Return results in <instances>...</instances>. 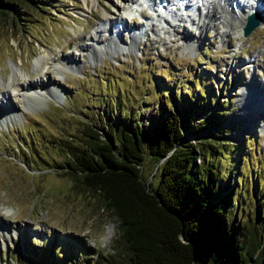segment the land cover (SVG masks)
<instances>
[{"label":"rangeland","instance_id":"obj_1","mask_svg":"<svg viewBox=\"0 0 264 264\" xmlns=\"http://www.w3.org/2000/svg\"><path fill=\"white\" fill-rule=\"evenodd\" d=\"M131 1L97 0L86 9L84 0H16L23 6L17 16L0 14V89L18 77L21 82H35L28 91L40 89L43 97L39 104H28L23 93L12 95L16 109L0 128V224L14 233L0 247V264L124 261L117 218L66 176V169L50 167L56 161L65 165L61 146L70 135L71 142L81 138L84 121L102 133L112 131L121 119L137 121L150 131L161 106L168 104L176 113L187 104L199 107L192 121L214 109L223 112L211 114L220 118L223 128L209 136L226 142L208 143L204 153H213L211 170L221 177L217 190L231 193V220L241 222L243 232H249L246 237L256 229L252 218L245 219L247 214L254 216L261 195L264 207V113L248 127L239 116L251 78L264 86L260 81L264 77L258 76V71L264 72V21L249 12L246 19L252 15L259 25L248 36L236 32L223 42L219 29L207 28L199 45L185 39L188 45L149 12L123 14L122 6H131ZM147 1L153 6L156 0ZM161 5L159 17L166 16L163 11L168 7ZM106 10L123 20L126 15L129 20L124 24L135 30L146 22L141 36L128 37L121 29L116 39L108 32ZM181 16L188 22L186 14ZM182 21L181 33L195 35ZM97 30H105V41L87 40L92 47L82 51L84 36ZM63 53L75 62L60 58ZM48 54L54 58L44 67ZM52 81L61 88L54 90L58 97L48 92ZM155 171L154 162L142 166L143 176L152 182Z\"/></svg>","mask_w":264,"mask_h":264},{"label":"trees","instance_id":"obj_2","mask_svg":"<svg viewBox=\"0 0 264 264\" xmlns=\"http://www.w3.org/2000/svg\"><path fill=\"white\" fill-rule=\"evenodd\" d=\"M21 7L0 0V14L17 16ZM196 110L191 104L177 113L161 106L150 131L121 119L113 132L102 133L87 120L80 139L71 142L70 135L63 142L65 165L56 161L50 168L66 169L117 218L127 256L111 264H264L263 195L254 216L246 215L256 226L247 238L241 222L231 220L230 191L217 190L221 177L211 170L213 153H204L208 143L226 142L209 136L223 128L211 114L223 112H200L202 119L192 121ZM147 161L156 166L155 182L142 174Z\"/></svg>","mask_w":264,"mask_h":264},{"label":"bare ground","instance_id":"obj_3","mask_svg":"<svg viewBox=\"0 0 264 264\" xmlns=\"http://www.w3.org/2000/svg\"><path fill=\"white\" fill-rule=\"evenodd\" d=\"M143 1H145V3H148L147 0H141V2L140 1L134 2L132 0L129 4H132L131 6L140 5ZM200 1L203 4V7L198 6V9H197V7L194 6L195 3L191 2V0H187L188 5L192 4L191 10H195L196 12H198V14H200V17L198 18L199 19L198 23L196 25L195 23H193V26L195 27L192 29L196 31L195 35L189 36L188 34H185L184 31L181 33V31L177 27L171 28L174 30V32H176L177 36L183 37V39L181 40L184 43L186 42V40L188 41L191 40L193 42L199 43L202 40V34H203L202 32L207 28L219 29L221 31L220 36L223 42H225V39L230 40L232 36L236 34V32L242 34V28L246 22V15H248L249 12H256L259 16V19L260 20L262 19V21H264V0H200ZM96 2L97 0H84V6L86 7V9H90L89 4H95ZM160 3H163L167 5L169 8H171L170 13L175 19H178V16L176 12L174 11V9L177 6L182 5L181 0H160V1L156 0L155 2H153V6H152V3L151 4L148 3V4L150 5L151 8L152 7L155 8L159 6ZM131 6L129 7L127 6L126 8H123V9H125L127 14L133 15L132 14L133 11L130 9ZM246 6L249 8V10L245 8ZM243 9L244 11L247 12V14L242 12ZM83 11H86V10H83ZM114 16L108 10H106L105 20H106V23H109L108 32H111L113 35H115L116 39H120L121 29H123L121 28V26L125 27L126 29L128 28L131 31L135 30V29H132L131 26L129 27L128 25L124 24L125 19L123 20L122 18H118ZM153 28H154L153 31H155V27ZM131 31L127 32L128 36L133 35L135 37L136 35L134 34H138V36H141L140 33H132ZM102 32H105V30L104 31L97 30L93 36L91 34L84 36V40L86 39V42L82 40L83 42L81 43V47H80L81 50L87 51L92 47L90 43L87 42V40L94 42V43L97 41L104 42L105 38L102 36ZM186 43L188 44V42ZM52 54H48L47 57L45 56L46 58L42 61V65L44 67L48 66L49 60L54 58V55L52 56ZM60 58H62L63 60L68 59L67 62L69 64L70 62L72 64L75 62V60H73L66 53H63L62 57L60 56ZM41 74H43V70ZM40 77L42 78L44 76L41 75ZM255 82L256 81L253 78H251L249 83L246 85V87H248L247 89L248 94L247 95L243 94V97H244L243 99L244 102L242 104L243 110H242L241 115L239 116L245 122L246 124L245 126L247 127L252 126L253 124L252 122H254L253 121L254 118H257V116L259 118V115L264 113V91L258 92L255 86H252V84H255ZM51 83L53 84L52 86H50L52 87V90L48 89V92L50 94L57 96V93H55L54 90L57 89V91H59V88H60L59 83L58 82L55 83V81H52ZM34 85H35V82L31 80L29 81L25 80V82H21L18 80V77H15L12 83H10L8 86H4L3 90L0 89V102L2 101L1 102L2 105L0 103L1 105L0 106V128L2 127V123H5L6 120L12 116L11 112H13L16 109L17 104L14 105L12 103V100H11L12 95H15V94L21 95L23 93L24 94L23 98L25 99V102L28 104L30 102L39 104L40 102L43 101V97H42V93L40 92V89H32L30 92L28 91L27 88L31 86L34 87ZM13 236H14V233L12 231L7 230L6 228H3V226L0 224V247L3 245H7L8 242L12 240Z\"/></svg>","mask_w":264,"mask_h":264},{"label":"water","instance_id":"obj_4","mask_svg":"<svg viewBox=\"0 0 264 264\" xmlns=\"http://www.w3.org/2000/svg\"><path fill=\"white\" fill-rule=\"evenodd\" d=\"M258 26V20L253 19V16L248 18V21L243 28L244 36H248Z\"/></svg>","mask_w":264,"mask_h":264}]
</instances>
